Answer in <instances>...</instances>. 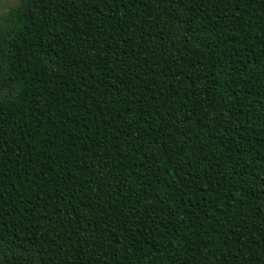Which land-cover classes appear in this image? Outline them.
<instances>
[{"label":"trees","instance_id":"trees-1","mask_svg":"<svg viewBox=\"0 0 264 264\" xmlns=\"http://www.w3.org/2000/svg\"><path fill=\"white\" fill-rule=\"evenodd\" d=\"M0 264H264V0L0 15Z\"/></svg>","mask_w":264,"mask_h":264},{"label":"rangeland","instance_id":"rangeland-1","mask_svg":"<svg viewBox=\"0 0 264 264\" xmlns=\"http://www.w3.org/2000/svg\"><path fill=\"white\" fill-rule=\"evenodd\" d=\"M20 3V0H0V15L9 11L13 6H16Z\"/></svg>","mask_w":264,"mask_h":264}]
</instances>
